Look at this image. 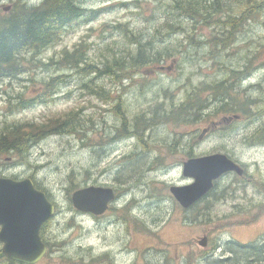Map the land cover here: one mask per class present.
Masks as SVG:
<instances>
[{"label":"rangeland","instance_id":"1","mask_svg":"<svg viewBox=\"0 0 264 264\" xmlns=\"http://www.w3.org/2000/svg\"><path fill=\"white\" fill-rule=\"evenodd\" d=\"M79 1L88 11L37 56L48 67L27 64L18 77L0 81V129L48 124L72 112L83 124L73 134H49L24 155H0V177L31 179L55 206L40 230L47 252L35 264H242L228 242H264V5L258 10L253 4L249 14L243 0H195L225 9L205 25L182 15L187 0ZM17 2L0 0V9ZM230 14L240 18L233 29L215 23ZM222 34L227 41L216 44ZM80 42L87 63L100 69L115 55L136 54L141 45L149 54L161 52L170 68L112 82L54 64ZM50 79H59L54 95L44 102L32 97ZM96 85L123 95L116 111L90 88ZM208 87L215 90L201 92ZM227 87L235 98L227 107L244 102L248 113L236 118L222 112L226 99L218 96ZM192 93L204 109L150 126L141 136L144 144L137 141L134 123L153 115L141 113L145 98L152 109L166 107V117L190 102ZM20 96L31 103L20 104ZM188 143L195 156L224 151L243 165L244 175L226 174L214 195L186 210L169 188L192 182L182 174ZM73 184L111 187L116 198L100 216L82 213L71 202ZM0 264L10 263L4 257Z\"/></svg>","mask_w":264,"mask_h":264},{"label":"trees","instance_id":"2","mask_svg":"<svg viewBox=\"0 0 264 264\" xmlns=\"http://www.w3.org/2000/svg\"><path fill=\"white\" fill-rule=\"evenodd\" d=\"M242 2L246 4L247 8L249 5V14L252 12L253 4L258 6V10L262 7V4L264 5V1L261 0L240 1V3ZM223 10L225 9L220 6V4L214 5L212 3L208 6H202L195 0H187L183 7L182 15L193 20L194 24H200L202 22L205 25H209L212 24L210 21L211 18L214 17L215 14L223 12ZM86 11L88 10L83 7L79 0H44L41 3L34 5L18 0L17 3L11 6L10 10L4 11L3 9H0V81L18 77L25 71L27 64H35L39 66V68H47V63L43 61L41 63V61L37 59V56L48 47L57 43L63 33L67 31V28L72 21L81 17ZM246 13L243 14L246 15ZM239 19V17L230 14L227 16L226 20L215 21V23L222 24L223 22L226 24V28L233 29V27L240 21ZM170 27H173V25L171 24ZM222 35V40L218 41L216 39V44L227 41V36H225V34ZM83 47V44L80 42L75 46L74 50L63 53L59 60H53L54 64H62L69 68H76L81 72L89 74L100 73L102 76H108L111 79H115V81H119V74H122V76L131 75L133 73H141L145 75L152 74L151 70H148L145 66L149 65L154 67V64L165 60V56L161 55V52L158 51L149 54L141 45V48L138 49L136 54L127 55L128 58H126L125 55L117 58L115 55L109 58L108 62H103V66L100 69L95 63H87V60H85L86 58L84 57ZM168 68H170V66H168ZM58 82L59 79H50L49 81L42 83V87L45 91L41 94L33 95L32 97H38L40 102H44L45 95H54ZM90 88L101 98H109L110 96H113L111 89L110 92H108L101 85H96ZM210 89L215 90V88L208 87V89H202L201 92ZM228 91H231L229 87L218 96L220 100L226 99L225 105L221 108L222 112H226L227 114L232 112L233 116L236 118L237 116H243L245 113H248L249 111L244 102L241 103L239 107L236 105L229 106V108L227 107L231 101H235V98H233ZM197 94L198 93H192L190 102L172 109L166 117L162 116V114L168 109L166 107L160 108V106L157 105L152 109V117L149 118L147 116H142L138 121L142 123L148 122V126L150 127L162 121L166 122L167 118H172V120L176 121L178 119L182 120L185 116V111L205 108V104L200 97L193 99V96ZM119 99H121V97ZM20 100H22L20 104H23V102L25 105L31 103L21 96L18 97L17 101ZM120 103L115 104L117 108ZM69 114L70 115L63 116L59 119H49L48 124L40 123L38 125H31L32 123H22L0 129V155L7 152L24 155L33 145L39 140L47 137L49 134H73L74 132H77V128L83 126V124L76 123L75 120H77V117L73 112ZM203 115L208 116L209 113ZM195 120H198V117ZM139 126L140 125H138L137 122L135 128L138 130ZM138 136L139 139L142 140L141 130H138ZM187 146L185 155L190 154L188 153V150L191 144L188 143ZM78 188L79 187L73 184L69 190L73 192ZM214 190L215 188L209 191L202 200L208 196L214 195ZM220 196L221 195L214 196V199L217 200L221 198ZM197 203L198 202L188 209L193 208ZM227 249L236 257V263L253 264L255 262L256 264H264V256L261 255V251L264 249V242L260 244L256 243V241L248 243L239 242L235 244H230L228 242ZM0 258H4L1 251ZM7 261L10 264H19V262L10 259H7Z\"/></svg>","mask_w":264,"mask_h":264},{"label":"water","instance_id":"3","mask_svg":"<svg viewBox=\"0 0 264 264\" xmlns=\"http://www.w3.org/2000/svg\"><path fill=\"white\" fill-rule=\"evenodd\" d=\"M9 8L3 7V10ZM231 171L243 175L244 170L224 153L189 158L182 164V174L191 178L192 182L172 185L169 190L181 207L186 209L202 198L214 186L215 180ZM114 199L113 188L100 185L82 187L71 194V202L76 210L96 216L104 214ZM54 210V204L48 200L45 192L34 186L31 179L0 177L2 254L24 264H34L40 260L47 251L40 228L54 215Z\"/></svg>","mask_w":264,"mask_h":264},{"label":"flooded vegetation","instance_id":"4","mask_svg":"<svg viewBox=\"0 0 264 264\" xmlns=\"http://www.w3.org/2000/svg\"><path fill=\"white\" fill-rule=\"evenodd\" d=\"M241 7H244V8H247L246 7V4H244V3H241ZM162 67H164V65H163V62H159V63H156V64H154V67H151V72L152 73H155L157 70H163L162 69ZM137 74V73H136ZM124 77H130V79L133 77V75H126V76H124ZM113 82H115V79H111ZM123 95H119V96H110L109 98H102V100H105V101H107L108 102V104H111L112 105V110H117L118 108L116 107V103H120V101H122V99H119L120 97H122ZM144 102H145V105H144V107L142 108V110H141V113L142 114H149V113H153L152 112V107L150 106V104L152 103L150 100H148L147 98H145V100H144ZM137 123V122H136ZM136 123H135V125H136ZM138 125H140L139 126V129L138 130H141V135L142 136H144L145 135V132L147 131V130H149V123L147 122V123H142V122H138ZM138 130H137V128H136V130H135V132L133 133V135L134 136H136L137 137V141H140V142H142L143 144H144V141H143V139L141 140V139H139V136H138ZM142 130H144V131H142ZM138 143V142H137ZM191 151L189 150L188 151V153H190ZM191 154V153H190ZM188 154V155H184V157L186 156V158H190V157H194L195 155L194 154ZM242 165V164H241ZM243 166V165H242ZM230 173H233V172H230ZM226 175V174H225ZM224 175V176H225ZM224 176H222L221 178H219V180H221ZM219 180H217V182H215V183H219ZM200 202V201H199ZM261 255L262 256H264V249L261 251Z\"/></svg>","mask_w":264,"mask_h":264}]
</instances>
